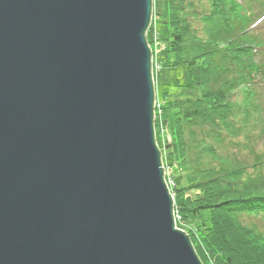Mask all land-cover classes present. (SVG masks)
I'll use <instances>...</instances> for the list:
<instances>
[{
	"label": "water",
	"instance_id": "1",
	"mask_svg": "<svg viewBox=\"0 0 264 264\" xmlns=\"http://www.w3.org/2000/svg\"><path fill=\"white\" fill-rule=\"evenodd\" d=\"M153 0H0V264H202L155 137Z\"/></svg>",
	"mask_w": 264,
	"mask_h": 264
},
{
	"label": "trees",
	"instance_id": "2",
	"mask_svg": "<svg viewBox=\"0 0 264 264\" xmlns=\"http://www.w3.org/2000/svg\"><path fill=\"white\" fill-rule=\"evenodd\" d=\"M153 9L171 31L163 52L191 79L164 95L154 124L172 192H188L177 225L202 264H264V156L228 155L251 118H264V40L253 38L264 0H154Z\"/></svg>",
	"mask_w": 264,
	"mask_h": 264
},
{
	"label": "rangeland",
	"instance_id": "3",
	"mask_svg": "<svg viewBox=\"0 0 264 264\" xmlns=\"http://www.w3.org/2000/svg\"><path fill=\"white\" fill-rule=\"evenodd\" d=\"M262 16H264V9L262 10ZM261 21L262 19L257 22ZM256 30L258 34L253 38H256L257 40H264V21L261 22L259 25H256ZM170 32V28L167 25H162L158 23L154 9H152L150 28L147 31L146 36L149 48L152 52V69L154 68V73L156 74V82L154 81V83L156 84L154 85L155 104L157 102L161 103L163 101L164 95L174 90V88H176V85H188L191 81L187 67L185 65L171 64V61L173 60V55L162 51L165 49V44L167 43L170 37ZM149 41L152 43H150ZM261 58H264V56H261ZM262 106H264V102ZM262 120L263 121L259 123L254 118H251L250 123L248 122L251 128L247 129V134L243 133L242 136L238 139L242 141L243 144L240 146L232 147L228 151V155H231L232 159L237 160L241 164H252L258 156H264V118H262ZM255 123L258 124L252 127V125ZM246 135L250 136V140H247ZM161 138L163 139V141L171 139L165 129L162 131ZM162 163L165 170L166 184L169 190L172 191L174 187L173 176L175 175V172L172 171L171 167L166 166L167 163L165 162V159L163 157ZM258 173L264 176V165L259 168ZM176 181L178 182V179H176ZM187 193H185V196L182 193H180L179 195H177V193H171L175 203V211L178 212L176 204L181 203V200L187 196ZM177 218L178 216L175 215V220H177ZM176 228L180 231L185 232L189 236L186 231L187 229L184 230L180 226H178L177 221Z\"/></svg>",
	"mask_w": 264,
	"mask_h": 264
},
{
	"label": "bare ground",
	"instance_id": "4",
	"mask_svg": "<svg viewBox=\"0 0 264 264\" xmlns=\"http://www.w3.org/2000/svg\"><path fill=\"white\" fill-rule=\"evenodd\" d=\"M153 78H154V81H155V79H156V74L154 73V75H153ZM155 110H156V107H155ZM171 193H174V192H172V191H170ZM174 195V194H173ZM174 213H175V215L176 216H178V212L177 211H174ZM178 219V218H177ZM177 221V220H176Z\"/></svg>",
	"mask_w": 264,
	"mask_h": 264
},
{
	"label": "built area",
	"instance_id": "5",
	"mask_svg": "<svg viewBox=\"0 0 264 264\" xmlns=\"http://www.w3.org/2000/svg\"><path fill=\"white\" fill-rule=\"evenodd\" d=\"M155 107L159 109V108H160V103L157 102V103L155 104Z\"/></svg>",
	"mask_w": 264,
	"mask_h": 264
}]
</instances>
